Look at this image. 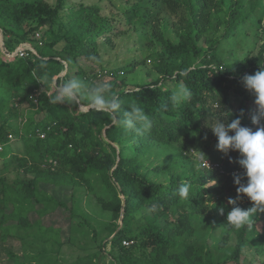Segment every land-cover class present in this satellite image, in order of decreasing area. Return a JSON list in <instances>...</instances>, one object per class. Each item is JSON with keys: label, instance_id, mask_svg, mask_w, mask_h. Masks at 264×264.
<instances>
[{"label": "trees", "instance_id": "trees-1", "mask_svg": "<svg viewBox=\"0 0 264 264\" xmlns=\"http://www.w3.org/2000/svg\"><path fill=\"white\" fill-rule=\"evenodd\" d=\"M66 1L55 0L52 6L47 0H0L6 50L15 49L9 46L14 38L18 45L30 42L37 53L4 60L0 47V145L7 146V136L12 135L23 149L22 155L12 153L0 161V241L14 238L22 243L21 259L11 254V260L14 264H106V259L111 264H239L250 239L264 238V214L257 216L252 228L236 229L226 223V214L218 212L221 206L231 210L227 200L236 196L233 177L243 176V169L236 163V152L215 160L205 143L203 124L222 117V111L229 113L227 122L236 118L230 93L250 94L242 78L264 67V41L256 55L247 53L231 63L217 55L218 44L258 16L259 6L264 14V0H115L128 26L126 33L143 38L159 76L130 87L127 75L141 61L97 70L80 64L95 63L89 58H99L100 40L111 45L110 36L118 33L113 19L96 5L79 4L62 13ZM64 60L71 61L74 75L89 87L109 84L111 94L121 98L122 109L135 100L152 120V129L137 133L122 125L107 127L111 119L106 114H76V106L50 103L43 85L47 89L54 81L70 78L68 73L60 77ZM185 87L191 98L177 103L174 97ZM22 106L33 115L22 117ZM19 115L22 119L15 127L11 120ZM241 125L253 127L251 118L243 115ZM211 138L217 144L213 134ZM190 150L199 153L198 159ZM200 153L218 163L217 169H206ZM10 171L19 175L12 180L2 175ZM93 177L103 188L96 202L110 215L104 228L107 238L118 229L123 212L121 229L106 243L107 253L100 252L101 243L98 252L64 263L59 258L65 244L61 230L43 225L41 218L58 208L67 210L71 220L77 218L56 193L75 188L93 193ZM213 179L217 186L205 187ZM185 182L190 185L187 199L178 195ZM154 204L159 207L153 208ZM237 206L248 209L251 204L241 197ZM212 226L222 236L208 243ZM202 229L204 235L199 237ZM90 231L95 242V229ZM123 240L133 243L124 247Z\"/></svg>", "mask_w": 264, "mask_h": 264}, {"label": "rangeland", "instance_id": "rangeland-1", "mask_svg": "<svg viewBox=\"0 0 264 264\" xmlns=\"http://www.w3.org/2000/svg\"><path fill=\"white\" fill-rule=\"evenodd\" d=\"M47 2L54 6L55 0H47ZM64 12L68 9L78 6L79 4L84 5H96L102 10V15L111 18V24L115 32L110 36V44L105 45L102 40L99 41V63H86L82 60L80 64L85 67V69L97 70L101 67L107 69H116L125 66L134 61H141L142 65L138 66L127 75V85L133 86L146 85L152 81L158 79V75L153 70V61L151 59L150 50L147 51L146 46H144L142 40L143 38L135 33L128 32V26L125 24L119 8L117 7L119 3L113 1V3L108 0H67ZM262 6L258 7L259 15L249 19L244 25L237 29V33L229 39L221 41L218 46V54L226 63H231L240 60L245 57L247 53L251 55H256L259 48L264 41V14H262ZM261 17V22L257 23V19ZM173 20L169 19V23ZM113 30V31H114ZM118 34V36H117ZM141 34V33H140ZM138 36V37H137ZM11 42L9 46L19 47L15 43L14 38H10ZM158 46V45H157ZM0 47L8 49L9 47L4 46V41L2 34L0 36ZM14 49V50H15ZM9 50V49H8ZM13 50V51H14ZM68 71V76H73L75 74V69L70 68ZM63 73V72H62ZM123 77V76H122ZM128 87V88H129ZM251 94V93H250ZM246 93L244 95H237L235 93H230L229 101L232 104L235 113H240L241 110L244 111V116L250 117L255 108L254 96ZM23 115V116H22ZM33 115V110L27 108V106H22L21 116L26 118ZM20 115L13 120H11L12 125L19 127L20 121L22 119ZM40 116H36V119ZM214 121L208 120L203 124L204 135L208 141L205 143L211 149L212 155L214 154L215 160L222 157V153L218 152L216 149V144L213 143L211 135L212 131L208 128L212 126ZM22 144L21 141L13 140L4 147V150L0 153V161L7 158L12 153H17L22 155ZM190 154L196 159L200 156L196 150H190ZM213 162V160H211ZM7 179L12 180L17 177L16 172H4L2 173ZM92 183L94 185V192L88 193L84 188L66 189L63 192H57L56 197L59 201H63L66 205L73 209L77 218L70 219L67 210L62 208L56 209L53 213L41 218L43 225L50 226L53 228H58L61 230L60 239L64 241V245L59 250V258L62 262L72 263L77 257L87 256L89 253L98 252V246L102 243L104 244L103 249L100 252L107 253L109 251V246L106 247V243L110 240L107 238V233L104 230L105 225L110 221V215L107 212L101 210L96 202V196H101L103 194V188L99 184V178L93 177ZM41 189L51 192L50 187L45 185L40 186ZM73 199V203H72ZM37 216L35 214L31 215V220L36 221ZM82 224L83 227L78 226V223ZM202 226V225H201ZM90 228L95 229L96 241L93 242L90 239L92 232ZM118 228L121 229L119 226ZM264 234V231L262 232ZM199 237L204 235V230H199ZM210 238L207 239L208 243H212L221 238V230L215 226L210 228ZM69 238V241H68ZM194 238L189 241H193ZM249 247L245 248L242 252L239 264H264V238L256 236L249 241ZM229 245H234V241H230ZM22 253V243L21 241L8 238L6 241H0V264H14L11 260L10 255L13 254L21 259ZM106 259V258H105ZM106 264H111L108 259L105 260Z\"/></svg>", "mask_w": 264, "mask_h": 264}, {"label": "clouds", "instance_id": "clouds-1", "mask_svg": "<svg viewBox=\"0 0 264 264\" xmlns=\"http://www.w3.org/2000/svg\"><path fill=\"white\" fill-rule=\"evenodd\" d=\"M89 59L99 63L95 56ZM62 63L66 73L71 70L70 60H64ZM242 82L245 89L255 98V108L251 114V124L255 130L253 127L241 125L243 110L230 123L227 122L229 113L222 111L223 116L215 118L212 126L208 128L216 137L217 151L224 155H228L229 152L238 153L239 158L236 163L243 169V176L235 175L233 177L236 196L227 200V205L231 210L226 212V207L221 206L218 208V212L221 215L226 214V223L230 227L250 229L255 224L257 216L264 214V67L254 74L245 75ZM42 91L46 92L49 102L52 104L66 103L76 106V111H72L73 113L87 115L94 111L106 114L111 119L107 127L122 125L126 130L140 133L150 131L153 126L152 120L135 100L127 109H122L121 98L112 95L111 87L106 83L89 87L83 79L73 75L63 82L49 85L47 89L43 85ZM191 95V91L185 87L176 93L174 99L180 103L184 99H190ZM200 154L208 169L206 157L204 154ZM242 180L246 182H242ZM217 183L213 179L205 187H214L217 186ZM189 192L190 185L187 182L178 189V195L184 199L188 198ZM241 197L247 198L251 204L250 208L244 209L237 206ZM211 205L215 207L214 204L211 203ZM157 207L159 205H153V208Z\"/></svg>", "mask_w": 264, "mask_h": 264}, {"label": "built area", "instance_id": "built-area-1", "mask_svg": "<svg viewBox=\"0 0 264 264\" xmlns=\"http://www.w3.org/2000/svg\"><path fill=\"white\" fill-rule=\"evenodd\" d=\"M35 38L39 39L40 34L37 33L35 35ZM38 45H41L40 41L38 42ZM1 53H2V58L4 60H11L15 57H20V58L28 57L29 54L37 56V53H36L34 47L31 45L30 42H24V43L19 44V47H17L12 52H8L6 49L1 48ZM65 73L66 72H65V66H64V72L62 74H60V77H63L65 75ZM54 83H55V81H54ZM34 103H37V100L34 99ZM40 137L43 138L44 137L43 134H41ZM7 139L11 142L13 140L12 135H8ZM3 150H4V145H0V152H2ZM207 163L209 165L208 170H214V169H217V167H218V163H213L211 161H207ZM202 164L207 169L205 161ZM132 243H133L132 241L123 240L122 246L129 247L130 245H132Z\"/></svg>", "mask_w": 264, "mask_h": 264}, {"label": "water", "instance_id": "water-1", "mask_svg": "<svg viewBox=\"0 0 264 264\" xmlns=\"http://www.w3.org/2000/svg\"><path fill=\"white\" fill-rule=\"evenodd\" d=\"M1 34H2V32H1V30H0V36H1ZM122 214H123V212H122ZM121 214V217H120V222H119V226L121 227L122 226V219H123V215ZM120 230V228H118L116 231H115V233L110 237V239H112L115 235H116V233H118V231Z\"/></svg>", "mask_w": 264, "mask_h": 264}]
</instances>
